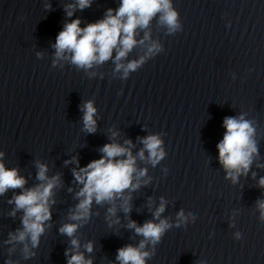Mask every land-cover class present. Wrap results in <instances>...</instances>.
Here are the masks:
<instances>
[{"label": "water", "instance_id": "water-1", "mask_svg": "<svg viewBox=\"0 0 264 264\" xmlns=\"http://www.w3.org/2000/svg\"><path fill=\"white\" fill-rule=\"evenodd\" d=\"M73 3L0 0V152L5 167L18 169L27 181L24 189L0 195V264H67L72 239L93 264H119L118 249L144 239L129 221L142 226L159 219L171 227L158 243L146 244L151 255L145 264H264L257 204L264 201V0H172L180 27L169 32L157 16L138 29L136 39L144 42L121 63L144 62L127 76L116 70L115 51L88 69L56 58L53 45L65 23L79 18L84 27L120 6V0H92L68 17L65 6ZM153 43L160 50L148 55ZM88 101L96 109L94 133L83 125L81 109ZM240 115L255 129L257 153L234 183L219 162L217 144L224 118ZM149 135L159 136L165 153L156 164L147 150L144 159L138 155ZM109 143L130 148L134 176L145 171L140 186L124 192L131 210H123L122 198L93 200L88 218L72 220L83 187L73 170L100 159ZM38 163L47 166L49 179L59 180L49 199L51 219L32 247L30 239L11 241L9 234L23 229L24 212L12 215L15 204L9 201L44 183L37 178ZM162 202L165 210L155 219ZM113 206L115 215L108 212ZM68 223L79 225L73 237L60 232Z\"/></svg>", "mask_w": 264, "mask_h": 264}, {"label": "clouds", "instance_id": "clouds-1", "mask_svg": "<svg viewBox=\"0 0 264 264\" xmlns=\"http://www.w3.org/2000/svg\"><path fill=\"white\" fill-rule=\"evenodd\" d=\"M92 0H75V3L65 6L68 17H72L74 10H81L90 7ZM159 16V23L166 25L169 32H175L179 27L178 12L172 7V0H120V6L113 10L108 9L105 17L93 23H88L81 27V20L76 18L71 22L65 23L53 45L57 59H70L71 63L79 68H92L93 65L102 64L113 58V52H116L115 63L116 70L123 69L127 76L130 71L136 70L144 62V57L134 60L126 65L121 63L123 58L137 45L144 41H137L136 35L138 29L149 27L153 18ZM144 39H148V33H145ZM160 46L153 43L148 49V55L159 51ZM66 54H68L66 56ZM83 115L84 129L89 133L96 131V120L94 115L96 109L93 102H85L81 109ZM225 133L223 139L217 144L219 152V162L234 183L241 174H247L252 162L253 156L257 153L256 141L254 139L255 129L251 121L246 120L243 115L239 117H225L223 121ZM115 135V133L113 134ZM131 145V141H125ZM144 149L139 152V157L144 159V151L147 150L149 160L156 164L165 155L161 147L162 141L157 135H149L142 138ZM100 151L103 156L100 159L93 160L78 171L73 170L75 180L83 187L76 194L80 199L75 212L71 215L72 220L86 219L90 215V208L93 200L97 204L103 202L114 203L117 198H122L121 207L127 213L129 212L130 197H124L125 190H135L140 186L138 177L145 175V171L137 173L136 158L132 155L130 148H126L117 143L105 144ZM3 153L0 152V195H3L9 189H24L26 179L18 174V169H8L2 162ZM117 157H126L117 159ZM75 159V158H74ZM78 163V161H77ZM39 169L37 178L44 182L33 188L25 189L20 194L14 195L9 203L15 204L16 210H23L22 217L23 229L18 230L17 234H9L11 241L23 242L30 239L32 247H37L39 238L44 233V224L51 219L49 199L52 195V189L56 186L59 177L49 179L46 176L47 166L37 164ZM137 179L136 183L133 180ZM260 187L264 188V178L259 181ZM261 212V218L264 219V201H257ZM165 210L164 203L156 209L155 219H159L161 213ZM108 212L115 215L116 208L110 207ZM179 220L183 221V211L178 213ZM179 226V224L177 225ZM79 225L75 223L64 224L60 232L69 237H73ZM130 229H134L137 235L142 236L138 246L127 245L118 249L116 260L119 264H145L150 253L145 251L146 244L151 242L153 245L161 240L165 231L171 227L166 219H159V223L146 221L142 226L137 225L133 220L128 223ZM239 235V234H237ZM72 254L69 256L67 264H93L91 259H85V256L78 251L80 244L78 239L71 240ZM87 252H92L93 245H85ZM75 250V251H73ZM25 258L32 255L28 246L24 247ZM68 256L69 252L66 251Z\"/></svg>", "mask_w": 264, "mask_h": 264}]
</instances>
